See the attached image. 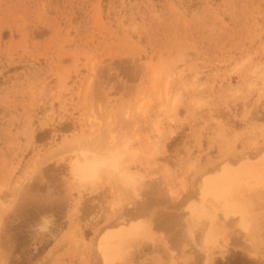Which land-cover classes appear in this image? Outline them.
Masks as SVG:
<instances>
[{
	"label": "rangeland",
	"instance_id": "374dc122",
	"mask_svg": "<svg viewBox=\"0 0 264 264\" xmlns=\"http://www.w3.org/2000/svg\"><path fill=\"white\" fill-rule=\"evenodd\" d=\"M110 127L145 177L114 206L71 171ZM263 155L264 0H0V264H104L122 218L150 236L115 264H264V184L241 190L247 230L218 209L217 246L191 215L207 178Z\"/></svg>",
	"mask_w": 264,
	"mask_h": 264
},
{
	"label": "bare ground",
	"instance_id": "6f19581e",
	"mask_svg": "<svg viewBox=\"0 0 264 264\" xmlns=\"http://www.w3.org/2000/svg\"><path fill=\"white\" fill-rule=\"evenodd\" d=\"M238 65L237 67L239 68ZM153 75L157 78L159 72L154 70ZM174 100L176 101V98ZM139 110H143L142 105L139 107ZM125 116H129V114ZM114 127L116 128V126ZM113 129L110 127L105 129L103 133H97L96 140L89 141L87 139L82 142L77 149L72 147L74 148L73 150H75L76 156L71 161V171L77 180L75 181L77 183H74V185L77 186L79 184L81 186L89 184V186L91 185L92 187L97 182L100 183V180L102 181V179L107 178V184H110V192L112 190L116 191L113 202L114 206L119 204L120 196L124 193H131L138 196L140 188H142L141 186L143 185L142 181H144L145 177L131 168L132 162L135 161L134 157L138 153V151L136 153V149L132 147V140L128 135L118 136ZM156 129L157 131L159 130L158 127H156ZM124 134H128V132ZM77 142L80 143L81 140ZM70 143L71 142H69V146ZM74 143L75 141L72 145ZM69 146H67V148ZM67 151L68 153L69 151L73 152L70 149L64 152L67 153ZM256 184H264V155L254 164L242 161L232 167L223 165L212 177L204 181L202 187V200L199 204L191 207V215L194 219L205 216L203 219L206 218L210 220V223L212 222L208 231L206 230L207 233H204L205 237L203 240L206 242V245L207 243H212L210 246H217L218 239L222 233L219 230V225L213 221L218 214V209L222 211V215L226 221L231 218H240L243 228L247 230L248 227H250L249 205L241 190L245 187L250 189V187ZM89 186L87 187L91 188ZM82 197L80 199H82ZM81 201L78 202L81 203ZM207 202H211L213 208H216L214 212L213 210L210 212ZM127 221V219L122 218L117 225L108 228L100 235L98 249L101 252L100 255L102 256L104 264H115V262L122 257L130 241L139 238H148L150 236L146 225L139 223L138 220ZM210 223H208V225ZM206 245H204L205 249L203 251H208V245ZM201 248L199 247V249Z\"/></svg>",
	"mask_w": 264,
	"mask_h": 264
},
{
	"label": "trees",
	"instance_id": "16d2710c",
	"mask_svg": "<svg viewBox=\"0 0 264 264\" xmlns=\"http://www.w3.org/2000/svg\"><path fill=\"white\" fill-rule=\"evenodd\" d=\"M229 263H223V264H239L242 262V257L240 256V254H237L235 258H231L228 261Z\"/></svg>",
	"mask_w": 264,
	"mask_h": 264
},
{
	"label": "clouds",
	"instance_id": "9594fccd",
	"mask_svg": "<svg viewBox=\"0 0 264 264\" xmlns=\"http://www.w3.org/2000/svg\"><path fill=\"white\" fill-rule=\"evenodd\" d=\"M37 238H39V237H37Z\"/></svg>",
	"mask_w": 264,
	"mask_h": 264
}]
</instances>
